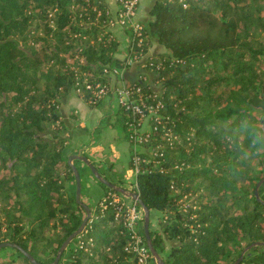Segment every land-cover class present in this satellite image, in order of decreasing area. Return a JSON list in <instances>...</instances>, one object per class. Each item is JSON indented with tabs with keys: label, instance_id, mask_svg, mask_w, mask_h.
<instances>
[{
	"label": "trees",
	"instance_id": "obj_1",
	"mask_svg": "<svg viewBox=\"0 0 264 264\" xmlns=\"http://www.w3.org/2000/svg\"><path fill=\"white\" fill-rule=\"evenodd\" d=\"M246 1L157 0L150 9L144 51L151 39L168 50L152 55L163 65L168 118L155 136L166 160L140 173L136 190L150 210L168 215L162 233L150 230L166 264H234L241 256L239 264H264V183L261 201L255 194L264 177V48L247 39L260 17L241 11ZM108 11L106 0H0V243H17L41 263L55 260L86 217L62 184L64 172L74 178L64 141L43 133L61 119L59 106L76 82L86 75L96 83L106 66L122 67ZM70 59L79 62L78 76ZM219 121L230 135L241 128V143L221 141ZM188 194L195 204L182 210L178 200ZM99 203L92 254L72 251L64 264H132L114 207L102 213ZM165 237L175 243L163 257Z\"/></svg>",
	"mask_w": 264,
	"mask_h": 264
},
{
	"label": "built area",
	"instance_id": "obj_2",
	"mask_svg": "<svg viewBox=\"0 0 264 264\" xmlns=\"http://www.w3.org/2000/svg\"><path fill=\"white\" fill-rule=\"evenodd\" d=\"M117 2L118 9L115 12L108 11L110 14L108 28L112 32L119 30L127 37V50L121 58L122 67L106 66L101 76L102 80L96 83L91 82L85 75L83 82H76L74 89L84 99L89 96L86 101L93 106L98 105L103 98L109 97L123 113L125 126L130 132L133 149L130 165L134 176L133 186L137 189L138 175L157 168L162 160H166L164 152L161 151L163 145L157 143L160 138L155 136L158 127L168 118L163 114L165 102L162 89L157 92L149 87L147 76L149 71L152 72L157 82L162 84L164 78L159 77V71L163 65L144 51L148 37L146 24L137 19L140 0H117ZM136 62L141 64L144 71L136 81L130 84L124 83L125 68ZM149 119L153 120V124ZM172 134L166 133L168 141H171ZM173 138L176 139L178 136L175 135ZM155 140L157 141L154 144ZM163 170L164 168L161 169ZM99 205L102 213L108 207H114V220L121 222L127 232L125 250L132 255V264H151L154 257L146 239L139 231L144 211L141 204L137 200L132 198L127 200L112 192L104 197Z\"/></svg>",
	"mask_w": 264,
	"mask_h": 264
},
{
	"label": "rangeland",
	"instance_id": "obj_3",
	"mask_svg": "<svg viewBox=\"0 0 264 264\" xmlns=\"http://www.w3.org/2000/svg\"><path fill=\"white\" fill-rule=\"evenodd\" d=\"M244 11L241 10L242 12H252L253 14H255V16L260 17L261 19H264V0H247L245 3V6L243 7ZM139 9H140V5L138 8V13H139ZM259 18L258 21H255L254 25L256 27L250 29V33L249 36L247 37V39L249 41H251V44L255 47V48H264V21L261 20ZM109 30V28H108ZM112 33L117 34L118 32L113 31ZM116 38L118 37V35H115ZM121 37H123L120 34ZM124 38V37H123ZM86 39H84L83 41H85ZM124 41H122L123 43ZM121 45L119 46V48L121 49ZM117 56V54H116ZM264 58V56H263ZM69 65L71 67H76L75 72L77 73V76L80 74V69L79 67V62L76 59H70L69 60ZM151 73V74H150ZM76 76V77H77ZM148 78V83H149V87H151L153 90L155 91H163V85L159 84L157 82V78H155L156 76L152 73V72H148L147 73ZM76 85V84H75ZM74 92L76 93L75 89L72 88L70 90L69 93ZM86 100V99H85ZM103 106H108L107 108H105V111L100 110V112L103 113V116L101 115L100 120H102L100 122L99 125H96L95 127V143H99V140L102 139L104 144L108 143L110 141L111 136L110 134H106L103 137L100 135L101 133L104 131V129L106 130H117L119 132V144H118V149L121 153V157L118 158L117 162L112 163V165L114 166V171L110 172L107 168L109 167L110 164V157H113V153L108 151V149H106L107 151L104 153H102V161H99V169L109 178L114 179L118 182H121L125 187V189L129 190V191H137L135 189V187L133 186L134 183V176H132L130 179H127L124 175V170H125V166H123V163L126 165V161L129 160V162L131 163V157H132V153H133V149H132V145L130 143V132L128 130V128L125 126V117L123 115V113L121 112V110H119L118 106L116 104L113 103L112 99L109 97H105L102 99V101L99 103V107L100 105ZM98 107V106H96ZM105 115V116H104ZM97 116H98V112H97ZM98 120L95 121V123ZM150 123L153 124V120L149 119ZM54 124H51L49 127L46 128L45 132L43 133L44 136L46 138H51L53 137L54 134L58 135L60 134L59 128L56 129L58 126H53ZM218 129H216V131L218 132V136L221 137V141L223 142H229L230 145L232 146L234 143H241V141L244 138V133L242 131L241 128L236 127L235 129H233V133L232 135L228 134V132L230 131V127L228 125V123L226 122H221L219 121L217 123ZM58 133V134H57ZM109 133V132H108ZM100 134V135H99ZM62 141H64V146L66 143V139L65 137H63L62 135L58 136ZM236 137V139H234ZM157 140H155L153 143L155 144ZM129 146V147H128ZM225 146V144H224ZM192 147V144H191ZM129 148V149H128ZM107 153H110V155H108ZM98 153H95V155H97ZM75 163L73 161V163L77 166V168L79 169L82 177V195L81 198L83 200V202H85L87 205L90 206L91 210H92V216L91 219L89 221V223L87 225H89L90 229H86L84 230L78 237H76L67 247V249L65 250L64 254H63V264L69 259V255L71 254V252H75V251H79V249L84 248L87 252L92 254V250L95 248V238L94 237H90L89 233L91 231V224L92 221L94 219V214L98 211L97 210V206L98 203L106 196H109L110 193H112L113 191L108 190L107 188H103L102 186H100L101 184L98 183V181L92 176V174L89 171V167L82 161H80V159H74ZM97 163V162H95ZM253 164H256L255 162L253 163V160H251V166H254ZM236 166L238 168H243L245 170H247L248 167H250L249 165H243L240 162H238L236 164ZM97 167V166H96ZM63 168V167H62ZM64 170V169H63ZM101 173V172H100ZM91 182H94L95 184V193L93 194L92 197H90L91 191H92V187H91ZM241 182V181H239ZM62 184L65 186L64 190L68 195L73 194L74 192H76V179L68 177L67 174H65V172L63 173V182ZM240 184V183H239ZM117 195H121L122 198H126L127 200H130L131 198L128 196H125L123 194H117ZM196 195L194 194H188L185 195L183 197H181L178 202L182 205V207H180L182 210L193 206V204H195V199ZM13 201H11L12 203ZM100 207V206H99ZM109 208V207H108ZM11 208H7L5 211L10 210ZM101 210V208H100ZM12 211V210H11ZM104 212H107V210H105ZM0 215L2 216V218L4 217V214H2L0 212ZM87 215V214H85ZM143 220H144V211H143ZM166 220H168V215L165 212H162L160 210H153L151 213V223H150V230H154V231H158L160 233H162L163 230V226L164 223L166 222ZM52 224V223H51ZM24 226L26 229H29V231L31 230V228H33L32 225H30L29 221L27 219L24 220ZM87 227V226H86ZM144 221H141L139 224V231L140 233L144 234ZM90 230V231H89ZM61 235V233L57 232L56 235ZM55 235V236H56ZM37 236H39V234L37 233ZM4 237V235H3ZM166 238V237H165ZM165 245H166V252L163 253V257H165V255L171 250L172 246L170 244H167L166 239H165ZM171 246V247H170ZM17 261L19 259V263L16 264H22L23 261H21V259L19 258V256L17 255L16 251H14V249L8 247L7 249H3L0 252V264H8L10 262H12V260ZM21 261V262H20ZM86 262H91V260H87ZM151 264H157L156 260L154 259Z\"/></svg>",
	"mask_w": 264,
	"mask_h": 264
},
{
	"label": "crops",
	"instance_id": "obj_4",
	"mask_svg": "<svg viewBox=\"0 0 264 264\" xmlns=\"http://www.w3.org/2000/svg\"><path fill=\"white\" fill-rule=\"evenodd\" d=\"M156 1L157 0H140V9L137 15V19L144 24H147L149 19L151 18L150 9ZM106 2L112 12H115L119 7L117 0H106ZM116 32L118 33L115 35H118L117 38L119 39L120 45L122 46L121 49L119 48V52L117 53L116 57L121 59L126 53L128 40L123 32L119 30H116ZM120 34L124 38L121 37ZM122 41L124 42L122 43ZM160 52L166 53L168 52V50L164 46L159 45L156 40L151 39V45L149 46L148 55L152 56ZM143 71L144 69L142 68L140 63L136 62L131 64L124 70V83L130 84L136 81L137 79H139V76ZM107 107L103 106L102 104L100 105V107L99 105L98 107H91L83 97H81L77 93L71 92L60 104L59 113L61 115V119L53 126L57 125L58 127L56 129L59 128L60 131V134L57 133L58 136L62 135L66 139L64 154L67 158L74 154L85 155L95 166L99 168L98 163L100 160L102 161V153L104 151L106 152V149H108V151L113 153V157L109 156L111 165H109L107 169L110 172H113L114 166L112 165V163H116L118 158L121 157V153L118 149V144L120 143L119 132L117 130L109 131L104 129L101 135L99 134L100 138L101 136L103 137L106 134H110L112 139H110V141L106 144H104L102 140L103 138L99 140V143H95V127L96 125L100 124V122L102 121L100 120V117L101 115L103 116V113L100 112V110L105 111V108ZM96 120L98 121L95 123ZM95 153L98 154L95 155ZM107 154L110 155V153ZM73 161L75 163V160ZM123 166H125V177L127 179H130L133 176V171L131 169L129 160L126 161V165L123 163ZM91 187L92 191L90 197H92L95 193L94 182H91ZM152 211L153 210H151V213ZM165 239L167 244H170L171 246L174 245V241L167 238Z\"/></svg>",
	"mask_w": 264,
	"mask_h": 264
},
{
	"label": "water",
	"instance_id": "obj_5",
	"mask_svg": "<svg viewBox=\"0 0 264 264\" xmlns=\"http://www.w3.org/2000/svg\"><path fill=\"white\" fill-rule=\"evenodd\" d=\"M74 159H80L82 160L92 171L93 175L99 180V182H101L102 184H104L105 186H107L110 189H113L125 196H128L130 198H132L133 200H137L141 206L143 207L144 210V234L146 237V242L147 245L154 257V259L156 260L157 264H166L164 259L160 256V254L157 252V250L155 249L153 242H152V237H151V233H150V223H151V210L149 209V207H147L145 205V203L143 202L141 196L139 193L137 192H133V191H129L121 186H117L114 183H112L111 181H109L108 179H106L97 169V167L87 158V156L85 155H79V154H74L69 156L68 158V165L71 167L73 173H74V177L76 179V201L78 204H80L85 212H86V217L84 218L83 222L81 223V225L79 226V228L77 230H75L72 234H70L66 240L63 242V244L61 245L59 252L55 258V260L53 262L50 263H41L38 262L32 254H30L23 246L11 242V241H4L0 243V250L2 248H6V247H10V248H15L18 249L20 252H22L33 264H58L62 254L64 253V251L67 249L68 245L76 238L78 237L86 228L89 220L91 219L92 216V210L90 208L89 205H87L85 202H83L81 195H82V179H81V174L77 168V166L75 164H73V160ZM264 183V177L258 182L256 189H255V194L257 196V199L259 201H261L260 199V194H259V188L260 186ZM262 203H264V201H262ZM242 260V256L236 260V262L234 264H239L240 261Z\"/></svg>",
	"mask_w": 264,
	"mask_h": 264
}]
</instances>
